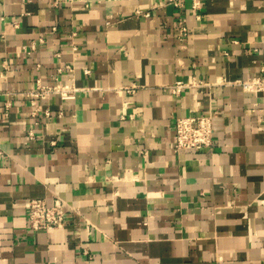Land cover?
Instances as JSON below:
<instances>
[{"label":"crops","instance_id":"0c3cea01","mask_svg":"<svg viewBox=\"0 0 264 264\" xmlns=\"http://www.w3.org/2000/svg\"><path fill=\"white\" fill-rule=\"evenodd\" d=\"M178 1L0 0V264H264V91L228 83L264 66V0ZM65 64L79 90L32 118L16 91ZM193 75L211 84L162 89ZM190 112L213 143L175 151ZM55 196L64 227L31 230Z\"/></svg>","mask_w":264,"mask_h":264},{"label":"built area","instance_id":"2783aa9c","mask_svg":"<svg viewBox=\"0 0 264 264\" xmlns=\"http://www.w3.org/2000/svg\"><path fill=\"white\" fill-rule=\"evenodd\" d=\"M169 1H172L175 6L180 5L178 0ZM192 7L197 9L199 7V1L193 0ZM14 25L17 26V22H14ZM176 28L178 38L183 39L188 35V28L184 20L177 21ZM41 40L43 39L40 38ZM222 54L228 56V51L224 50ZM56 55H59V53H56ZM73 68V65L70 64H65L64 67H57L55 73L51 75L53 83H43L38 77L35 79L33 87L16 91V93L29 98L32 106V110L30 111L32 118L38 117L40 114L41 119L44 118L47 120L52 118L49 108L38 102L39 99H47L51 95H58L63 100L74 98L79 88L75 87L71 82H61L60 79L63 71H73ZM84 71L85 73L90 72L89 69H85ZM228 83L239 85L243 91L256 95L264 91V66H261L257 74ZM210 84L193 75L190 81L176 79L172 83L162 86V89L170 97H178L186 88ZM135 88L136 85L134 84L124 87L127 92H133ZM212 117L213 114L211 112L207 114L190 112L187 115L176 116L174 120V150L178 151L188 148L200 149L210 146L213 143ZM34 123L37 124L38 122L35 121ZM25 137L27 141L34 140L36 137L34 129H28ZM3 154V151L0 149V156H3ZM66 208L72 209V206L58 196H55L51 203H47L44 198H30L27 202L29 228L31 230L45 231L63 228L66 221ZM84 253L91 257L86 250H84Z\"/></svg>","mask_w":264,"mask_h":264}]
</instances>
